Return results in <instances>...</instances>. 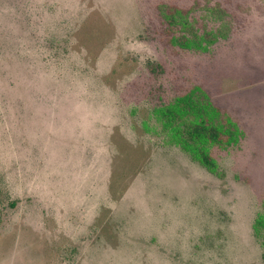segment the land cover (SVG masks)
<instances>
[{
	"label": "rangeland",
	"instance_id": "374dc122",
	"mask_svg": "<svg viewBox=\"0 0 264 264\" xmlns=\"http://www.w3.org/2000/svg\"><path fill=\"white\" fill-rule=\"evenodd\" d=\"M263 253L264 0H0V264Z\"/></svg>",
	"mask_w": 264,
	"mask_h": 264
},
{
	"label": "trees",
	"instance_id": "16d2710c",
	"mask_svg": "<svg viewBox=\"0 0 264 264\" xmlns=\"http://www.w3.org/2000/svg\"><path fill=\"white\" fill-rule=\"evenodd\" d=\"M177 13V12H176ZM176 13L171 18L172 24H181V20L176 16ZM183 15V13H182ZM181 16V15H180ZM163 115L166 117V123L170 125L171 131H173V128L175 127H182L181 132H177V136L181 138V136L185 137V139H182V141L185 143L186 147H189L190 151H198L200 155V159L205 164H211V159L208 154L207 148L204 146V144L210 142V140L216 141L219 139L220 130L218 127H212L207 125L206 121H199L196 120V122L187 123L183 122L179 115H174L171 113V108L167 106V108L164 109ZM208 136L206 139L205 136ZM263 259H264V253H263Z\"/></svg>",
	"mask_w": 264,
	"mask_h": 264
}]
</instances>
